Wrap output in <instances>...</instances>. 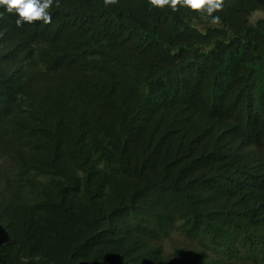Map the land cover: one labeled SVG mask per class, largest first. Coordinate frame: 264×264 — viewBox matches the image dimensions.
I'll return each instance as SVG.
<instances>
[{"label": "trees", "instance_id": "obj_1", "mask_svg": "<svg viewBox=\"0 0 264 264\" xmlns=\"http://www.w3.org/2000/svg\"><path fill=\"white\" fill-rule=\"evenodd\" d=\"M177 7L0 8V264H264V0Z\"/></svg>", "mask_w": 264, "mask_h": 264}, {"label": "clouds", "instance_id": "obj_2", "mask_svg": "<svg viewBox=\"0 0 264 264\" xmlns=\"http://www.w3.org/2000/svg\"><path fill=\"white\" fill-rule=\"evenodd\" d=\"M54 0H0V8L7 13H15L16 24H32L35 21H43L45 24L52 22L49 11ZM114 2V0H109ZM150 4L157 8L169 6L172 10H178V5L187 7L193 12H202L212 23L219 24L221 18L214 13L222 10L224 0H149Z\"/></svg>", "mask_w": 264, "mask_h": 264}, {"label": "rangeland", "instance_id": "obj_3", "mask_svg": "<svg viewBox=\"0 0 264 264\" xmlns=\"http://www.w3.org/2000/svg\"><path fill=\"white\" fill-rule=\"evenodd\" d=\"M260 20H264V11H258V12H255L251 15L250 17V22L251 23H256ZM171 244H177L179 246H183V247H186V248H191L192 246L189 245V243L181 240L178 236H172L171 238ZM170 244V242H169Z\"/></svg>", "mask_w": 264, "mask_h": 264}]
</instances>
